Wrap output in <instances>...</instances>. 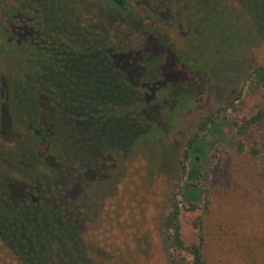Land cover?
<instances>
[{"label": "rangeland", "instance_id": "obj_1", "mask_svg": "<svg viewBox=\"0 0 264 264\" xmlns=\"http://www.w3.org/2000/svg\"><path fill=\"white\" fill-rule=\"evenodd\" d=\"M15 1L19 0H2L1 2L6 8L15 5ZM26 1L32 8L25 12L28 14L31 12L36 17L41 30H46L42 24L48 26V30H80L74 24L73 15L65 0ZM167 1L169 6L164 5L166 0L161 3H157L156 0L132 2L130 12L116 14L121 17L126 15L124 21L116 18L113 12L110 14L108 9L104 10L108 7V3L103 0H82L78 9L82 26L89 30H113L115 34L121 36L124 44L128 46L127 49L140 51L143 55H160L163 69L166 63L167 66L172 65L174 70L180 71V77L187 80L195 78L196 68L192 65L193 62L190 64L188 60L179 59L180 51L184 54H199L193 61L197 60L199 64L206 66L211 74V80L203 90L182 104L179 103L181 87L171 89L170 104L178 102V109L176 105L172 108L168 105L170 111L160 115L158 144L161 146L158 149L156 142L154 148L137 152L127 162L125 172L119 176L115 189L113 191L109 189V193L105 194L103 202L96 210L95 218L83 224L80 236L89 246L88 255L95 264H166L157 233L158 218L166 194L175 190V184L182 177L178 161L181 159L180 154L185 139L194 131L200 115L207 114L212 109L224 107L230 101L233 102V107L223 111L217 123L209 127L197 140L189 155L185 174L178 185L188 183L193 187L197 186L196 189L204 188L210 182V170L215 163L212 155L217 150H222L226 162L225 168H234L236 182L248 188L260 202L258 204L252 199L253 202L247 203V207L241 210L243 215L241 218L246 219L244 221L248 223L246 230L248 236L252 237L253 244L264 243V240L255 241L257 231L261 230L259 226L264 227V188H258L255 181V173L264 171V126L256 129L261 157L259 161H250L251 164L247 165L249 158L232 156L235 131L231 125L232 120L236 118L251 116L264 94V76L249 77L255 69L264 67V0H240L244 3L245 9L247 8L249 17H246V21L241 24L238 23V16L232 18L224 6L216 1ZM223 1L227 7H238L236 0ZM3 18V15H0V20ZM51 38V35L48 37L42 33L39 42L37 39H24L26 44L20 48L23 52V61L35 57L36 61H40L38 74L35 79L30 78V80H34L39 87H42L50 80L57 82L54 75L72 76L66 80L70 81L72 78L76 80L77 83H73V87H70V84L65 85V89L58 86L62 91L61 101L88 100V103L96 102L103 107L107 104L111 105V108L105 107L103 110L105 113L114 111L115 105H119L120 101V98L115 95V88L120 86L114 85L116 74L109 66L110 61L102 55L103 51L95 46L96 40L88 38L80 43L81 51L78 50L80 54L74 51L67 56L60 52L58 44ZM34 45L45 48L49 58L37 56L32 50ZM29 49L32 52H29ZM158 69L157 62L150 59L148 71L155 79ZM79 71L81 72L77 73ZM17 74L23 77L25 67H22ZM29 76L33 77L32 74ZM76 89L78 94L74 95ZM122 92L119 91V93ZM238 93L241 94L239 99H236L235 96ZM20 96L18 99L24 107H32L31 100H25L24 94L20 93ZM167 100L166 98L161 102L157 101L155 106L165 110L167 107H163V104L167 105ZM82 115L84 117L79 118L78 115H74L76 118L62 116L60 119L63 123L60 126L61 141L75 150V159L71 160L74 164L90 161L86 151L90 150L89 147H94V141L101 136L106 137L103 144L114 145L113 143L119 140V130L129 127V124L134 125L130 117L126 116L105 118L97 122L98 119L93 115L80 114ZM0 119V138L8 141L11 138V121L4 109ZM93 122L97 124L95 129L90 128ZM165 127L168 130L161 133ZM72 131L77 134L72 135ZM144 145L150 146L149 140ZM44 149V146L39 148L40 151ZM148 154L151 155L152 162L157 167L150 168ZM8 159L17 167L28 164L25 162L32 159L29 143L20 141L13 155ZM72 162L66 163L69 166H75ZM228 162H230L229 167ZM9 189L12 192L17 191L15 187ZM3 208V204L0 203V232L10 233L15 238L26 237L28 246L25 254L30 256L33 235L30 229L32 228L30 218L32 212L12 213L9 211L10 208L8 210ZM197 215L198 212L182 213V233L187 242L195 238L192 221ZM21 216L26 217L27 224H23ZM19 230H22L21 233L15 235L14 233ZM222 230L230 231L231 235L237 231V225L229 226L223 222L217 228L210 230L211 235L217 240L212 241L214 252L216 250L219 252L220 245L224 242L220 238ZM69 237L71 235L59 238L63 240ZM261 237L264 239V232ZM256 246L254 250H258L261 257L260 264H264L262 256L264 248ZM248 250L246 247L243 249V251ZM240 252L228 253L223 258L218 255L217 258L222 259L223 264H249L242 257L237 256ZM67 259L70 264L76 262V251L69 253ZM232 259H236V262Z\"/></svg>", "mask_w": 264, "mask_h": 264}, {"label": "trees", "instance_id": "obj_2", "mask_svg": "<svg viewBox=\"0 0 264 264\" xmlns=\"http://www.w3.org/2000/svg\"><path fill=\"white\" fill-rule=\"evenodd\" d=\"M1 1L0 15L4 18L0 20V118L4 109L11 121V138L8 141L0 138V203L3 204V209L10 208L9 211L12 213L32 212L30 229L33 235L32 253L29 256L25 254L28 246L26 237L15 238L10 233L0 232V264H70L67 255L74 251L77 253V261L73 264H95L88 255L89 246L80 236L83 224L95 218L96 210L103 202L105 194L109 193V189H112L111 191L115 189L119 176L124 174L127 162L137 152L154 148L156 142L158 149L161 146L158 144L160 115L170 111L168 107L176 105L178 109V102L170 104L171 89L181 87L179 103L182 104L203 90L211 80V74L206 66L199 64L197 60L193 61L199 56L197 53L178 52L179 59L188 60L190 64L196 62L192 63L196 68L195 78L187 80L180 77V71L174 70L172 65L167 66L165 63L166 69H163L160 55H143L140 51L127 49L128 46L124 44L121 36L115 34L113 30H89L82 26L78 10L82 0H65L70 7L74 24L80 30H48L49 27L44 24L42 27L46 30H41L36 17L31 12L29 14L25 12L32 8L31 5L28 6L26 0L15 1V5L6 8ZM103 1L108 3L104 10L108 9L110 14L113 12L116 18L124 21L126 15L121 17L116 14L130 12L131 3L137 0ZM156 1L161 3L163 0ZM211 1L222 4L232 18L238 16L239 24L246 21L247 8L245 9L242 1L236 0L237 8L227 7L223 0ZM164 5L169 6V2L166 0ZM42 33L48 37L51 35L60 52L66 55L74 51L80 54L81 42L88 38L96 40L95 46L103 51L102 55L110 61L109 66L116 74L114 85L120 86L115 88V95L120 101L119 105H115L114 111L105 113L103 112L105 107L111 108V105L103 107L96 102L88 103V100L61 101L62 91L59 87L65 89V85L69 84L73 87V83H77L76 80L73 78V81L66 80L72 76L54 75L57 82L50 80L42 87L34 80H30L35 79L38 74L40 61L30 56H28L30 60L23 61V52L20 48L26 44L25 38L37 39L39 42ZM32 50L37 56L49 58L45 48L34 45ZM150 59L159 65L156 79L148 71ZM22 67H25V74L19 77L17 72ZM252 76L263 77L264 67L255 69L249 77ZM77 92L76 89L74 95H77ZM20 93L24 94L25 100L33 102L32 107L27 108L21 104L18 99L21 97ZM240 94L238 93L235 98L239 99ZM166 98L168 103L165 106L163 104V107L169 106L165 110L155 106L157 101L161 102ZM232 103L230 101L226 106L212 109L198 117L194 131L185 139L181 159L178 161L181 179L185 174L189 155L201 134L215 125L221 113L233 107ZM84 113L93 115L98 119L97 122L105 118L126 116L130 117L134 125L129 124V127L119 130V140L115 142L116 144L113 143L114 145L103 144L106 137L101 136L94 141V147H89L90 150L86 148V155L90 156V161L74 164L71 160L75 159V150L61 141L60 126L63 123L60 119L62 116L76 118L74 115L80 118L84 117L80 116ZM96 125L93 122L90 128L95 129ZM231 125L235 131L232 156L249 158L247 165L251 164L250 161H259L261 148L256 129L264 126V94L251 116L236 118L232 120ZM167 130L165 127L161 133ZM76 132L72 131L71 134L75 135ZM148 140L150 146L144 145ZM20 141L29 143L32 159L25 162L28 164L17 167L11 164L8 157L13 155ZM8 143L11 145L7 146ZM43 146L44 151H40L39 148ZM212 157L215 163L210 170V182L204 188L196 189L197 186L193 187L188 183L182 188L184 185H178L181 180L179 179L175 184V190L165 196L158 218L157 233L166 264H223L222 259L217 258L218 255L223 258L228 253L236 254L238 251L241 252L237 256L249 264H260L261 257L258 250L254 249L256 245L264 248V243L253 244V239L248 236L246 230L248 223L244 221L246 219L241 218L243 217L241 210L247 207V203L253 200L258 204L260 202L248 188L236 182L234 168H225L222 150L214 152ZM147 159L150 168L157 167L152 162L150 154L147 155ZM67 161L75 166H69ZM229 164L230 162L228 167ZM255 181L258 188H264V171L255 173ZM10 187L17 188V191L12 192ZM183 212H198L192 221L196 235L191 242H187L182 233ZM21 217L23 224H27L26 217ZM223 222L229 226L237 225V231L230 235V231L222 230L220 238L224 242L221 243L219 252L217 250L214 252L212 241L214 242L216 238L211 235L210 230ZM259 229L261 230L257 231L255 241L264 240L261 237L264 227L259 226ZM251 231L253 232V228ZM68 235H71L69 239L59 238ZM246 242L249 244L245 245ZM244 247L250 251H243ZM232 260L236 262V259Z\"/></svg>", "mask_w": 264, "mask_h": 264}]
</instances>
